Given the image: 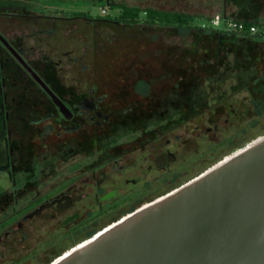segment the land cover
<instances>
[{"label":"flooded vegetation","instance_id":"obj_1","mask_svg":"<svg viewBox=\"0 0 264 264\" xmlns=\"http://www.w3.org/2000/svg\"><path fill=\"white\" fill-rule=\"evenodd\" d=\"M99 1L0 0V264L56 262L186 184L200 159L195 115L164 117L160 98L137 96L145 83L111 80L106 50L78 32L119 23L91 14ZM83 40L92 65L61 50Z\"/></svg>","mask_w":264,"mask_h":264},{"label":"rangeland","instance_id":"obj_2","mask_svg":"<svg viewBox=\"0 0 264 264\" xmlns=\"http://www.w3.org/2000/svg\"><path fill=\"white\" fill-rule=\"evenodd\" d=\"M79 1L86 2V0ZM114 2L112 7L107 6L105 0L99 1L91 8V14L99 18L103 15L117 17L121 14V6L125 4L131 8L142 9L139 13L142 21L135 25L106 21L94 24L82 22L81 27L79 25L77 27L80 29L78 32L83 35L88 34L89 39L94 40V47L97 46L99 51L100 49L106 50L104 64L114 67L113 79L115 81H119L120 78L117 79V76L121 74V71H129L135 66H146L143 69L151 71L158 67H165L192 72L194 78L192 85L198 84L201 88L206 89V95L203 94L205 91L201 89L199 91H202L203 95L196 94V97H201L199 108L196 111L203 112L194 114V120L189 124L194 127L201 126L199 132L204 133L201 138L196 140L193 153L195 158L199 157L200 159L197 163L195 162L193 171L181 182L192 180L227 160L239 149L264 137V109H259L256 106L251 92L247 89H236L237 78L231 76L230 73L236 70L238 65L247 66V61L238 50L242 49L246 40L238 36L237 33L223 35L220 39L214 31L203 34L201 30L144 22L145 18L149 17L145 9H153L155 12L166 11L196 15V24H205L211 27L213 26L211 20L206 17L213 18L216 15L221 17L226 15L231 20L260 18L259 20L263 21L264 0H245L246 3L242 4L238 0H226V2L224 0H114ZM80 9L86 10L85 5ZM104 9L107 10V14H102ZM50 12H54V7L50 9ZM52 26L50 25V27ZM213 27L229 30L228 24L224 21ZM260 29L257 27L253 32L260 31ZM246 39L249 40L247 44L248 58L252 60V64H256L260 74L264 75V43L256 41L250 36ZM76 43L63 45L61 50L75 47L79 50H76V54L84 57L83 63L92 65L94 53L87 52L86 48V45L91 42L83 40ZM53 55L54 58L66 59L61 56V52H56ZM225 74H227L226 77H224ZM63 75L71 77L74 73L50 72L47 76L54 79V77L58 78ZM125 75H129V73H125ZM259 87L264 90V83H259ZM140 89L144 90L145 86L141 85ZM163 90L164 86L155 90L153 98H160L162 101V96L165 94ZM258 101H262L260 94ZM186 107L188 106L185 104L183 108ZM188 115V113L179 114L177 122L185 119ZM208 126L211 128L210 132L205 130ZM185 129H187V125L180 128L179 132H186ZM196 133H194L195 136Z\"/></svg>","mask_w":264,"mask_h":264},{"label":"water","instance_id":"obj_3","mask_svg":"<svg viewBox=\"0 0 264 264\" xmlns=\"http://www.w3.org/2000/svg\"><path fill=\"white\" fill-rule=\"evenodd\" d=\"M52 264H264V137Z\"/></svg>","mask_w":264,"mask_h":264},{"label":"trees","instance_id":"obj_4","mask_svg":"<svg viewBox=\"0 0 264 264\" xmlns=\"http://www.w3.org/2000/svg\"><path fill=\"white\" fill-rule=\"evenodd\" d=\"M249 1V0H247ZM239 3H246L245 0H238ZM113 7L114 4H111ZM121 14L117 17H112L110 15L106 16L109 19H114L119 23L127 24V25H135L140 23L142 20L140 19L139 13L142 9L140 8H131L125 4L122 6ZM149 14L148 18H145V23L150 24H160L164 26L171 27H180L185 29H196L201 30L203 34L207 32L214 31L218 38L222 39L223 35L234 34L237 33L238 36L242 37L244 40V44L242 45V49H238L240 54L243 55L246 63V67L238 65L236 70L231 71V76H235L237 78L236 89L240 90L242 88L247 89L251 92L254 102L259 109H264V90L258 88L259 83H264V75L260 74V71L257 70L256 64H252V60L248 58L249 49L247 48L248 41L247 37H253L256 41L264 43V20H259L260 18H256L255 20H247V19H232L233 22L237 24H243V28L232 30H223L218 29L216 27L211 26H203L201 24H196V15L186 14V13H178V12H155L153 9H145ZM255 14V13H253ZM257 16V15H253ZM225 18L229 19L228 16ZM206 19H212L210 17H206ZM231 20V19H229ZM251 27H260V31L253 32L251 31ZM216 36V37H217ZM106 57V53H104ZM103 57V58H104ZM168 57V55H167ZM243 59V60H244ZM251 63V64H250ZM144 67L130 68L129 71L126 72L121 71V74L118 75L117 79L119 81L132 82L136 86L138 83L146 84V93L140 94L137 96L140 97H155L153 96V92L164 86V95L161 101L162 108L158 111L161 115L169 116V119L176 118L179 114L188 113L190 114H199L203 111H196L199 108L201 97H196V94L206 95V89L201 88L198 84L192 85L194 83V78L192 72H185L184 70H172L167 69L165 67L154 70H144ZM125 73H129V75H125ZM188 74V76H187ZM125 75V77H123ZM113 73L111 80L113 79ZM127 76V77H126ZM227 74L224 75L226 77ZM217 77V76H216ZM115 81V80H114ZM118 81V80H117ZM259 82V83H258ZM168 86V87H166ZM195 86V87H194ZM166 87V88H165ZM255 87V89H254ZM204 90L205 93H201ZM262 97V101H258V96ZM161 95V94H159ZM184 99V100H183ZM186 99V101H185ZM188 107L183 108L184 105ZM205 110V109H204ZM245 148V147H244ZM241 148L240 150L244 149ZM239 150V151H240ZM233 155V154H232Z\"/></svg>","mask_w":264,"mask_h":264},{"label":"built area","instance_id":"obj_5","mask_svg":"<svg viewBox=\"0 0 264 264\" xmlns=\"http://www.w3.org/2000/svg\"><path fill=\"white\" fill-rule=\"evenodd\" d=\"M102 14H107L106 9L102 10ZM221 21H224L225 23L228 24L229 30L236 29L237 27L239 29L243 28V24H237V23L233 22L232 20L225 18L224 16L221 17L219 15H216L215 17H213L211 19V23L213 26L219 25ZM203 26H207V25L203 24ZM255 30H256V27H251V31H255Z\"/></svg>","mask_w":264,"mask_h":264},{"label":"bare ground","instance_id":"obj_6","mask_svg":"<svg viewBox=\"0 0 264 264\" xmlns=\"http://www.w3.org/2000/svg\"><path fill=\"white\" fill-rule=\"evenodd\" d=\"M242 150H243V149H242ZM240 151H241V150H240ZM240 151H238V152H240ZM238 152H236V153H238ZM232 156H233V155H232ZM232 156H231V157H232ZM231 157H230V158H231ZM228 159H229V158H228ZM77 247H79V246H77ZM70 252H71V251H70Z\"/></svg>","mask_w":264,"mask_h":264}]
</instances>
